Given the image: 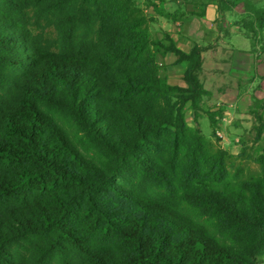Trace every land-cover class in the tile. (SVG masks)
I'll list each match as a JSON object with an SVG mask.
<instances>
[{
    "label": "trees",
    "instance_id": "obj_1",
    "mask_svg": "<svg viewBox=\"0 0 264 264\" xmlns=\"http://www.w3.org/2000/svg\"><path fill=\"white\" fill-rule=\"evenodd\" d=\"M243 1L255 46L264 7ZM151 21L137 0H0V264H264V152L187 124L210 94L205 47ZM263 112L253 97L254 141Z\"/></svg>",
    "mask_w": 264,
    "mask_h": 264
},
{
    "label": "crops",
    "instance_id": "obj_2",
    "mask_svg": "<svg viewBox=\"0 0 264 264\" xmlns=\"http://www.w3.org/2000/svg\"><path fill=\"white\" fill-rule=\"evenodd\" d=\"M153 3L144 5L145 10L155 23L154 30L160 34L153 39H162L168 34L176 46L184 52H189L195 43L205 47L202 52L203 62L200 79L204 88L209 91L208 99L215 96V105H220L225 115L224 120L232 119L238 111H248L253 97L264 98L262 82H264V52L258 56L257 45H252V40L243 28L242 22L233 18V9L225 11L223 31L218 22L216 1H210L203 6V15L190 12L199 11V7L190 0H152ZM174 4L175 9L167 5ZM191 5L190 10L187 6ZM264 6V0L261 4ZM161 11L186 12L175 20L164 16ZM240 13H244L242 10ZM233 20H230L232 19ZM153 23V25H154ZM231 41H234L232 43ZM165 68L170 71L176 67L180 75L168 72L162 73L168 83L184 85L182 76L187 67V61L176 62V55L167 52L162 57ZM207 99V100H208ZM204 100V101H207ZM244 106V108H242ZM218 118V116H216Z\"/></svg>",
    "mask_w": 264,
    "mask_h": 264
},
{
    "label": "rangeland",
    "instance_id": "obj_3",
    "mask_svg": "<svg viewBox=\"0 0 264 264\" xmlns=\"http://www.w3.org/2000/svg\"><path fill=\"white\" fill-rule=\"evenodd\" d=\"M139 4L143 5L146 0H137ZM192 1V0H190ZM218 1V0H215ZM224 1H228V3H224ZM253 5L256 7L262 6L263 0H249ZM223 3H219V9L218 11V22H220L222 26L224 27L225 20V11L227 8L233 9L231 10L233 12V18H236L238 22L244 23L243 20H248V13L245 11V5L243 0H223ZM167 7L169 9H175L174 4H168ZM227 7V8H226ZM264 7V6H263ZM188 9H192L193 7L191 5L187 6ZM242 10H244V13H240ZM230 19V20H233ZM153 21L150 23V30H151V36L152 38L160 36L158 32L154 30L155 23L153 25ZM256 45L261 49L258 50V56L262 52H264V31H261L256 37ZM234 43V41H231ZM263 47V48H262ZM162 63L164 64V61L162 58H160ZM163 71L170 72L171 74L177 76L180 75V69L173 67L170 71H167L165 68L162 69ZM162 73H165L163 72ZM262 90H264V82H262ZM215 96L212 94L210 98L204 103V108H209L212 111H216L215 120H216V126L214 130V134L212 133V128L210 126L209 119L205 113L204 108L197 111L196 116L193 114L191 108L189 106H186L184 109L185 112V119L189 126L197 128L202 134H204L207 138L211 139L212 141L216 142L218 145L223 147L224 149L228 150L231 153H238L241 148V142L244 141L245 145L247 146V153L251 154L252 156L256 155L259 152H264V130L261 133V137L259 140L254 141V134L255 130L252 128V124L254 122L251 115L248 114V111H238L236 115L232 116V119L230 120H224L223 116L225 113L223 112V109L220 107V105H215ZM244 108V106H242ZM218 116V118H216ZM263 118H264V112H263ZM256 123V121H255ZM258 124V123H256ZM220 133L221 135H219ZM250 166L252 169L256 168V165L254 163H250Z\"/></svg>",
    "mask_w": 264,
    "mask_h": 264
},
{
    "label": "built area",
    "instance_id": "obj_4",
    "mask_svg": "<svg viewBox=\"0 0 264 264\" xmlns=\"http://www.w3.org/2000/svg\"><path fill=\"white\" fill-rule=\"evenodd\" d=\"M224 119V118H223ZM219 135H221L220 133H218Z\"/></svg>",
    "mask_w": 264,
    "mask_h": 264
}]
</instances>
